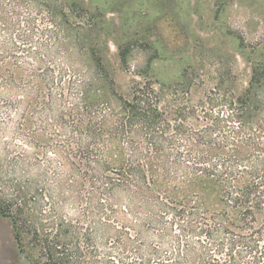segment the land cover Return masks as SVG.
Returning <instances> with one entry per match:
<instances>
[{"label":"trees","instance_id":"16d2710c","mask_svg":"<svg viewBox=\"0 0 264 264\" xmlns=\"http://www.w3.org/2000/svg\"><path fill=\"white\" fill-rule=\"evenodd\" d=\"M67 9L0 0V110L17 114L15 144L50 149L0 165L17 239L47 264H264V67L239 95L220 82L193 103L185 81L162 105L146 79L127 98ZM202 182L219 208L193 191ZM67 194L86 196L80 217L61 212Z\"/></svg>","mask_w":264,"mask_h":264},{"label":"rangeland","instance_id":"374dc122","mask_svg":"<svg viewBox=\"0 0 264 264\" xmlns=\"http://www.w3.org/2000/svg\"><path fill=\"white\" fill-rule=\"evenodd\" d=\"M64 1L70 20L83 25L69 33L78 32L86 45H96L115 89L127 98L146 79L162 91V105L172 102L171 90L185 81L193 103L220 82L239 95L248 88L254 68L264 67V0ZM72 4L78 7L69 9ZM88 20L94 22L93 28ZM124 49H129L126 62L120 54ZM8 112L17 118L13 109L0 110V165L9 151L12 156L23 153L31 163L38 162L37 157L46 163L50 149L42 144H15L19 136L13 132ZM193 191L210 208L220 207L213 183L202 182ZM68 195L58 198L64 201L61 212L78 218L86 207V196ZM0 264H47L31 236L24 234L22 242L17 239L13 220L1 212Z\"/></svg>","mask_w":264,"mask_h":264}]
</instances>
